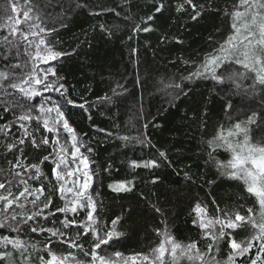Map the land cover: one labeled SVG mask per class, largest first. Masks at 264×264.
Segmentation results:
<instances>
[{"label":"snow or ice","instance_id":"6c2138e0","mask_svg":"<svg viewBox=\"0 0 264 264\" xmlns=\"http://www.w3.org/2000/svg\"><path fill=\"white\" fill-rule=\"evenodd\" d=\"M165 6L164 0H156L153 14L142 18L147 26L136 24L134 32L153 31L148 22ZM211 8V0L207 4L177 0L175 6L177 13L188 14L192 21ZM104 11L119 15L114 8L90 10L89 14L100 15ZM223 11L229 18V32L222 40L210 36L212 50L198 62L181 58L184 64L192 65L181 80L212 81L214 87L231 83L232 94L259 105V110H250L241 119L239 114L232 115L233 104L229 100L224 108L227 126L218 124L214 135L202 140L217 174L240 182L250 203L230 209L227 205L221 207L213 198L210 211L208 203L197 199L190 215L201 240L207 241L201 248L196 240H178L164 210L149 201L152 210L162 217L163 227L154 229L158 243L146 252L126 255L109 251L125 236L123 217H102V203L93 187L95 149L87 139L88 133L79 131L72 120L71 108L87 112L92 105L72 98L66 77L58 69V63L74 55L76 49L63 51L52 42L58 29L46 26L49 13L35 0H24L19 6L13 0L11 12L15 15L7 16L6 22L0 24V30L7 32L0 38V58L8 69L0 70V112L12 117L5 121V116H0V121H5L0 123V150L8 165L0 167V264H264V0H236L231 9L226 7ZM99 27L106 31L103 24ZM171 39L177 44L184 42L179 37ZM168 40L167 36L161 37L162 43ZM13 69L22 72L17 74ZM242 80L250 81L247 88L240 83ZM165 87L172 88L176 97L191 91L182 82ZM117 89L127 91L118 84L113 89L115 96L121 95ZM102 99L112 101L107 95ZM204 127L206 121L201 124ZM144 128H148L147 123ZM119 139L126 142L125 147L131 142L156 149L146 133ZM221 153L227 157L219 158ZM165 165L171 167L172 161L167 151L160 149H156L155 156L127 160L133 173L137 169L154 173ZM111 168L109 163L104 171ZM160 179L152 175L150 182L156 184ZM184 179L195 183L188 172ZM136 187V175L108 185L117 195L131 193ZM141 197L147 199L143 193ZM57 198L62 201L61 206H56ZM56 244L66 245L68 250L58 252Z\"/></svg>","mask_w":264,"mask_h":264},{"label":"trees","instance_id":"16d2710c","mask_svg":"<svg viewBox=\"0 0 264 264\" xmlns=\"http://www.w3.org/2000/svg\"><path fill=\"white\" fill-rule=\"evenodd\" d=\"M12 2L0 0V24L6 22L7 16L15 15L11 12ZM15 2L19 6L24 0ZM35 2L49 13L46 26L58 29L51 37L52 42L63 51L76 49L74 55L64 57L58 63V69L66 77V86L72 98L77 102L87 100L92 105L87 112L71 108V115L78 130L88 133L87 139L95 149L92 157L96 161L93 165L96 169L93 187L99 193L97 199L102 203V217L106 220L123 217L125 236L109 251H121L128 255L146 252L158 243L154 229L163 227L160 223L162 217L152 210L149 201L164 210L178 240H196L204 248L207 241L201 240L199 230L191 222L190 212L194 202L199 199L208 203L211 211L213 198L221 207L227 205L230 209L250 201H247V194L240 182L221 178L217 174L202 140L214 135L218 124L227 126L224 108L229 100L233 104L232 115L239 114L241 119L250 110H259V105L256 101L232 94L234 87L231 83L214 87L212 81H182L181 78L192 70V65L184 64L182 59L198 62L212 50L210 36L222 40L227 35L230 22L223 10L226 7L231 9L236 0H211V10L205 11L197 21L190 20L186 13L176 12L177 0H164L165 9L148 22L153 31L147 33L134 32V27L136 24L147 26L142 18L153 14L156 0ZM196 2L207 4L208 0ZM78 4L87 7H77ZM101 8H114L119 15L109 11L100 15L89 14L90 10L99 12ZM61 23L66 26L61 27ZM101 24L106 31H101ZM6 34V30H0V38ZM162 36L169 37V40L162 43ZM172 37H179L183 44L175 43ZM78 44L80 47L77 49ZM0 51L3 49L0 48ZM11 63L16 61L12 60ZM233 67L239 69V66ZM0 70H8L2 58ZM13 71L20 74L22 69ZM172 82H182L191 91L186 96L176 97L172 88L165 87ZM240 83L247 88L250 81L242 80ZM118 84L127 91L117 89L121 95L115 96L113 89ZM221 88L224 90L221 91ZM106 95L112 97L111 102L102 99ZM205 111L207 115L203 116ZM0 116H5V121L12 119L3 112H0ZM204 121L206 127L202 129ZM146 123L147 129L144 128ZM94 126L106 131H96ZM108 132L112 135H107ZM141 133L147 134L156 149L167 151L172 161L171 167L165 165L154 173L144 169H137L133 173L128 168L129 159L156 155V149L141 148L131 142L125 147L126 142L119 139L122 136L135 138ZM226 157V153H221L219 158ZM109 163L112 168L104 171ZM0 167H8L2 150ZM185 172L194 178L195 183L185 181ZM133 175H136L135 191L117 195L108 188L110 183L131 179ZM152 175L160 176V181L152 184ZM208 181L214 183L209 184ZM141 193L147 199L142 198ZM55 203L56 206L62 205L59 198ZM30 235L35 237V234ZM88 239L90 241V237ZM55 248L58 252L68 250L66 245L60 244H56ZM80 258L84 259L82 254Z\"/></svg>","mask_w":264,"mask_h":264}]
</instances>
